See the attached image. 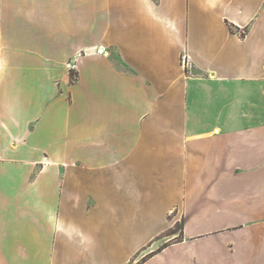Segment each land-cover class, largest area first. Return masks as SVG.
<instances>
[{"label": "crops", "instance_id": "crops-1", "mask_svg": "<svg viewBox=\"0 0 264 264\" xmlns=\"http://www.w3.org/2000/svg\"><path fill=\"white\" fill-rule=\"evenodd\" d=\"M0 264H264V0H0Z\"/></svg>", "mask_w": 264, "mask_h": 264}, {"label": "rangeland", "instance_id": "rangeland-1", "mask_svg": "<svg viewBox=\"0 0 264 264\" xmlns=\"http://www.w3.org/2000/svg\"><path fill=\"white\" fill-rule=\"evenodd\" d=\"M181 65H182V68L184 70L191 71V64L190 63H189L188 66H185L184 63H183V59H182V64ZM175 215L176 214H173L169 218L170 221H172L173 223L175 222V219H176ZM178 220L179 221L177 223L173 224V228H172V231H171L173 236L176 235L177 237L175 236V238L170 240L168 245L175 244V243H177V242H179L181 240V235H182V229H183L184 222H183L182 218L181 219L179 218Z\"/></svg>", "mask_w": 264, "mask_h": 264}, {"label": "built area", "instance_id": "built-area-1", "mask_svg": "<svg viewBox=\"0 0 264 264\" xmlns=\"http://www.w3.org/2000/svg\"><path fill=\"white\" fill-rule=\"evenodd\" d=\"M182 59H183V63H184V65H185V66H188L189 63H190V59L188 58V56L184 55V56L182 57Z\"/></svg>", "mask_w": 264, "mask_h": 264}]
</instances>
